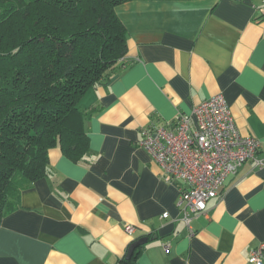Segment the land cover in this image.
I'll list each match as a JSON object with an SVG mask.
<instances>
[{
	"label": "crops",
	"instance_id": "0c3cea01",
	"mask_svg": "<svg viewBox=\"0 0 264 264\" xmlns=\"http://www.w3.org/2000/svg\"><path fill=\"white\" fill-rule=\"evenodd\" d=\"M263 9L264 0L119 5L124 66L79 102L89 152L80 162L49 152L47 177L2 220L0 264H125L142 237L135 264H251L264 243V166L245 162L187 225L177 183L165 181L139 140L222 94L264 160Z\"/></svg>",
	"mask_w": 264,
	"mask_h": 264
},
{
	"label": "trees",
	"instance_id": "16d2710c",
	"mask_svg": "<svg viewBox=\"0 0 264 264\" xmlns=\"http://www.w3.org/2000/svg\"><path fill=\"white\" fill-rule=\"evenodd\" d=\"M128 1L0 0V226L21 192L47 177L52 149L75 162L88 154L79 102L124 66L116 9Z\"/></svg>",
	"mask_w": 264,
	"mask_h": 264
},
{
	"label": "built area",
	"instance_id": "2783aa9c",
	"mask_svg": "<svg viewBox=\"0 0 264 264\" xmlns=\"http://www.w3.org/2000/svg\"><path fill=\"white\" fill-rule=\"evenodd\" d=\"M139 145L162 167L165 181L177 183L187 225L190 213H204L227 178L245 162L264 166L257 157L259 140L241 135L222 94L202 102L190 114H181L174 125L144 129ZM134 230L126 228L129 234ZM249 262L264 264V243L251 253Z\"/></svg>",
	"mask_w": 264,
	"mask_h": 264
},
{
	"label": "water",
	"instance_id": "95a60500",
	"mask_svg": "<svg viewBox=\"0 0 264 264\" xmlns=\"http://www.w3.org/2000/svg\"><path fill=\"white\" fill-rule=\"evenodd\" d=\"M147 241H148V238L147 237H142V238L136 240L135 242H133L130 245L129 249H128L127 259H130L132 257V255H133L134 251L138 247L145 245L147 243Z\"/></svg>",
	"mask_w": 264,
	"mask_h": 264
}]
</instances>
